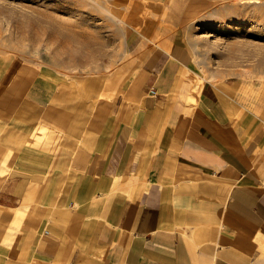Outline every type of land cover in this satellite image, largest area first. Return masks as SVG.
Here are the masks:
<instances>
[{
	"label": "crops",
	"instance_id": "0c3cea01",
	"mask_svg": "<svg viewBox=\"0 0 264 264\" xmlns=\"http://www.w3.org/2000/svg\"><path fill=\"white\" fill-rule=\"evenodd\" d=\"M145 1L158 17L146 54L80 173L52 187L59 215L0 232V264H264V78H202L183 38L192 15ZM59 94L50 74L0 58L5 145L39 123L61 130ZM13 186L0 184L5 223L24 212Z\"/></svg>",
	"mask_w": 264,
	"mask_h": 264
},
{
	"label": "rangeland",
	"instance_id": "374dc122",
	"mask_svg": "<svg viewBox=\"0 0 264 264\" xmlns=\"http://www.w3.org/2000/svg\"><path fill=\"white\" fill-rule=\"evenodd\" d=\"M185 1L193 14L183 38L201 77L262 80L264 0ZM157 18L145 0H0V58L56 78L60 94L52 103L65 125L39 123L15 134L11 147L0 137V184L13 181L24 207L11 223L0 218L1 233L13 230L20 238L43 217L59 215L52 187L84 167L111 106L146 54L147 31ZM55 155L63 162L56 170ZM7 243L0 236V244Z\"/></svg>",
	"mask_w": 264,
	"mask_h": 264
},
{
	"label": "bare ground",
	"instance_id": "6f19581e",
	"mask_svg": "<svg viewBox=\"0 0 264 264\" xmlns=\"http://www.w3.org/2000/svg\"><path fill=\"white\" fill-rule=\"evenodd\" d=\"M143 1L144 0H142V2ZM185 3H186L185 0H171L170 1V3H169V10H168L169 20H171L173 22H175V21H181L183 23L182 19H185V20L189 19V14L190 15L193 14V8H189L188 11H187V14L185 13V15H184L183 13H181V10L180 9L182 8V5H185ZM70 36H71V34L69 33V36H66V37H70Z\"/></svg>",
	"mask_w": 264,
	"mask_h": 264
}]
</instances>
